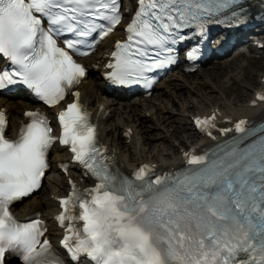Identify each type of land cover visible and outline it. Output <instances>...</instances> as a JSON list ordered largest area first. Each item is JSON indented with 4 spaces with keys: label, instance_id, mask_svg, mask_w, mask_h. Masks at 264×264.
I'll list each match as a JSON object with an SVG mask.
<instances>
[{
    "label": "snow or ice",
    "instance_id": "obj_1",
    "mask_svg": "<svg viewBox=\"0 0 264 264\" xmlns=\"http://www.w3.org/2000/svg\"><path fill=\"white\" fill-rule=\"evenodd\" d=\"M243 2L138 0L127 38L116 42L106 66L108 80L151 87L147 73L174 64L177 44L204 36L209 23H243L238 19ZM120 22L119 0H0V58L10 65L0 70V90L23 84L45 104H57L86 74L68 50L87 55L81 49L91 48L97 35L103 39ZM66 34L71 38L61 47L58 38ZM197 53L194 48L186 55L196 59ZM73 95L77 100L57 115L59 143L69 145L73 160L97 181L83 193L73 185L60 199L57 220L68 222L60 243L73 264H80L82 255L91 264H264V122L248 126L241 119L233 129H221L238 134L228 148L185 152L183 170L154 175L152 167L142 165L130 178L110 170L89 113L79 104V93ZM24 115L28 122L9 139L0 110V264L6 252L22 264H66L44 238L41 220L21 223L9 210L41 186L46 154L57 139L46 116ZM195 124L212 136L215 115ZM77 206L78 215L70 214ZM74 221L82 222V230Z\"/></svg>",
    "mask_w": 264,
    "mask_h": 264
},
{
    "label": "bare ground",
    "instance_id": "obj_2",
    "mask_svg": "<svg viewBox=\"0 0 264 264\" xmlns=\"http://www.w3.org/2000/svg\"><path fill=\"white\" fill-rule=\"evenodd\" d=\"M109 41L110 37L107 43ZM97 52V54L82 59V62L89 70L87 77L79 83L77 89L79 90L81 100L92 110L97 124L98 138L108 149L110 160L117 168L123 171L142 162L154 163L157 168L168 170L178 165V156L183 150L199 144L201 139L199 141L198 139L196 140L197 137L192 129L191 120L185 116L186 108L189 106L188 101L185 103L180 102V106L183 109L181 108L182 111L178 112L177 118L169 110L170 96L173 95V90H179L185 83L188 85L187 91H189V86L194 83L195 89L199 91V98H201L204 95L199 85H207L209 88H213L212 85L217 87L216 83L220 82L218 75L225 71L228 76L225 77L224 75L222 78H227V83L220 82L218 83V88L213 89L217 91L219 103L215 102L211 104L212 101L216 100L215 95H212L210 96L211 98L209 97L210 100L209 103L207 102V107L198 109L194 113L208 114L212 112L222 123H226L231 119H259L264 116V100L258 99V95L264 94V71L261 72L256 80L253 77H249V80L256 86L251 90V94L245 103L234 106L233 100L224 96L225 92L228 93L229 85L236 82V79L232 76L234 71V75H238V78H240L239 81L248 79L245 70L248 66L245 67L235 63L239 55L216 61L219 66H214L216 63L210 65V67L214 66L213 69L208 70L207 73L205 72L198 81L197 79L191 81L189 75L184 73L177 74L175 71L155 85L159 89L158 92L156 91L155 96L151 93L148 98H126L120 94H107L101 87L102 82L98 78V67L96 70L91 68L92 63H96L101 54L100 50ZM256 52H262L259 58L264 56V49H261V51L257 50ZM228 68H231V70H227ZM181 79L182 81L180 82ZM241 87V91L234 98L248 95L246 85L241 84ZM178 93H181V91H178ZM190 105L192 106L193 104L191 103ZM0 106H3L9 113L7 131H10L11 135H14L17 122L21 119L22 110L32 108L34 105L25 96L19 95L14 97L0 96ZM144 111L151 113L153 124H145L150 119L142 115ZM148 112H145V115H149ZM183 117L186 118L183 119ZM175 122L182 124V127H175L173 124ZM160 125L166 128L165 132L158 128ZM153 130H156V133H153ZM181 131L186 133V138L179 137L178 134ZM172 133L179 137V139H175ZM167 135H169V138H166ZM144 144L150 146V149L145 150ZM51 153V160L53 162L64 156L62 149L57 147L52 148ZM69 174L74 180H81L78 173L69 171ZM44 181V194L34 193L28 199L18 204L14 208V212L17 215L23 216L33 211H39L49 219L47 213L55 210L53 197L64 193L65 183L54 165L47 172ZM53 233V228L49 225L48 234Z\"/></svg>",
    "mask_w": 264,
    "mask_h": 264
},
{
    "label": "rangeland",
    "instance_id": "obj_3",
    "mask_svg": "<svg viewBox=\"0 0 264 264\" xmlns=\"http://www.w3.org/2000/svg\"><path fill=\"white\" fill-rule=\"evenodd\" d=\"M233 56H234V54L231 53V54H229V55H227L225 57H220V58H217V59H214V60H210L206 64H204L201 67H199L198 69H200V70L197 69L195 72L188 73L186 75H189L191 81L195 80V79H197V81H198L205 74V72L207 73L208 70H212L214 66H217V65L219 66V64L216 63V61L229 59V58H232ZM253 60H255V62H253ZM214 63H216V64L214 66L210 67V65H213ZM235 63L240 64V65L245 66V67L248 66L247 68L249 69L248 70L247 68H245L247 76H248L247 77L248 79H245V80H242V81H239L240 78H238V75H234V73H235V71H234L232 76L236 79V82H234V83L229 85L228 93L225 92V95H224L225 97L233 100L234 106L235 105L238 106V105L243 104V103L246 102V100L249 98V95L251 94V90H253V87L256 86L253 82H251L249 80V77H253V79L256 80V79H258V77L261 74V72L264 71V56L259 58V57H255L253 53H249L248 52L245 55L244 54L243 55H239L238 59H236ZM229 69L231 70V68H228L227 70H229ZM175 71H177V70H174L173 72H175ZM176 73L178 74L179 72H176ZM224 75H225V77L228 76V74L226 75L225 71H223L222 73H220L218 75V80L220 82L227 83V78H222V76H224ZM181 81H182V79L180 80V82ZM220 82H218V83H220ZM218 83H216L217 87H215V85H212L213 88H209L207 85L206 86L199 85V87L202 89V94L204 95V97H201L202 100H201V98H199V93H198L199 91L197 89H195V87H196L195 84L193 83L191 86H189V91H187L186 89H187L188 85H186L187 83H185V85L182 86L180 89L178 88L179 90H177V91L173 90V95L170 96L171 100L169 102V104H170L169 105V108H170L169 110L172 111L173 116L175 115L174 117L177 118L178 112L182 111V109H183V107H181L180 104L181 103H185V102L188 101L189 106L186 108L185 116H187L189 118V115L194 113V111H196L198 109H204L205 107H207V105L209 103V100H210L209 99L210 96L215 95V97H216V100L212 101L211 104H214L215 102L219 103L218 102L219 99H217V97H218L217 96V91L213 90L214 88L215 89L218 88V85H219ZM241 84H245L246 85V90H247L248 95L241 96L239 98H234L241 91V89H242ZM156 91L158 92L159 89H157V88L153 89V92H152L153 96L156 95V93H157ZM178 91L179 92L181 91V93H178ZM191 103L193 104L192 106L190 105ZM143 105L146 106V104H144V103H143ZM145 112H148V111H144V113H142V115L145 118H147V119L149 118L150 119L145 124H153L152 123L151 113L148 112L149 115H145ZM163 112H165V110H163ZM185 118L183 117V119H185ZM173 124H174L175 127H177V126L178 127H182V124H178L177 122H175ZM140 127H142V126H140ZM158 128L161 131H163V132H165V130H166V128L164 126H161V125L158 126ZM172 132H174V131L172 130ZM153 133H156V130H153ZM173 135H174L175 139H179V137L186 138V133L183 132V131H181L178 134L179 137H177L175 134H173ZM166 138H169V135H167ZM174 142H176V141H174ZM143 147L145 148V150H149L150 149V146H147L146 144H144ZM44 192H45V189H44V186H43L41 188V190L38 192V194H44Z\"/></svg>",
    "mask_w": 264,
    "mask_h": 264
}]
</instances>
